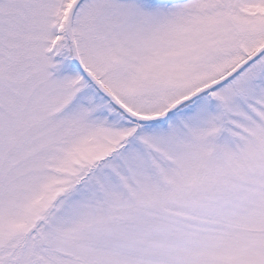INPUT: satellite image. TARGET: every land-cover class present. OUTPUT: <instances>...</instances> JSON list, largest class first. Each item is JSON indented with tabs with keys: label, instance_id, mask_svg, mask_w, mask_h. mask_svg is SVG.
<instances>
[{
	"label": "snow or ice",
	"instance_id": "6c2138e0",
	"mask_svg": "<svg viewBox=\"0 0 264 264\" xmlns=\"http://www.w3.org/2000/svg\"><path fill=\"white\" fill-rule=\"evenodd\" d=\"M0 264H264V0H0Z\"/></svg>",
	"mask_w": 264,
	"mask_h": 264
}]
</instances>
